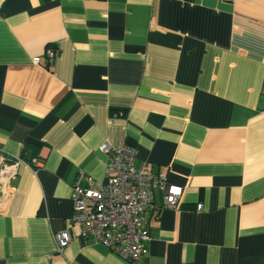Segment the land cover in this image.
Masks as SVG:
<instances>
[{"label": "crops", "instance_id": "obj_1", "mask_svg": "<svg viewBox=\"0 0 264 264\" xmlns=\"http://www.w3.org/2000/svg\"><path fill=\"white\" fill-rule=\"evenodd\" d=\"M263 75L264 0H0V264H126L73 220L104 144L183 188L140 264H264Z\"/></svg>", "mask_w": 264, "mask_h": 264}, {"label": "built area", "instance_id": "obj_2", "mask_svg": "<svg viewBox=\"0 0 264 264\" xmlns=\"http://www.w3.org/2000/svg\"><path fill=\"white\" fill-rule=\"evenodd\" d=\"M56 55L55 49L47 50L49 64L53 63ZM39 61V58L34 59L35 63ZM102 150L113 151L114 154V161L107 170V182H96L80 172L72 192L73 220L81 226L83 236L95 237L126 264H140L151 240L144 214L155 207V190L162 192L164 208H179L183 188L170 184L165 174L152 172L146 162L137 167L134 148L113 149L104 144ZM15 172V165H4L0 176L11 178ZM197 209L200 211L202 204ZM53 237L57 252L63 255L73 239L72 231L68 228L59 230Z\"/></svg>", "mask_w": 264, "mask_h": 264}, {"label": "trees", "instance_id": "obj_3", "mask_svg": "<svg viewBox=\"0 0 264 264\" xmlns=\"http://www.w3.org/2000/svg\"><path fill=\"white\" fill-rule=\"evenodd\" d=\"M56 50V49H55ZM56 52H57V50H56Z\"/></svg>", "mask_w": 264, "mask_h": 264}]
</instances>
